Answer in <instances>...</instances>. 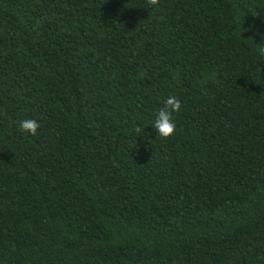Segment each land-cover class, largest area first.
<instances>
[{
	"label": "trees",
	"instance_id": "16d2710c",
	"mask_svg": "<svg viewBox=\"0 0 264 264\" xmlns=\"http://www.w3.org/2000/svg\"><path fill=\"white\" fill-rule=\"evenodd\" d=\"M261 49L264 0H0V264H264Z\"/></svg>",
	"mask_w": 264,
	"mask_h": 264
},
{
	"label": "clouds",
	"instance_id": "9594fccd",
	"mask_svg": "<svg viewBox=\"0 0 264 264\" xmlns=\"http://www.w3.org/2000/svg\"><path fill=\"white\" fill-rule=\"evenodd\" d=\"M157 2L158 0H149V6H155ZM261 51H264V49H261ZM180 108L181 102L176 97H169L165 101L164 106L158 110L154 122L151 124L156 136L167 138L174 134L176 123L173 118V113L178 112ZM19 127L24 132L34 136L37 134L40 123L36 119L29 118L20 121Z\"/></svg>",
	"mask_w": 264,
	"mask_h": 264
}]
</instances>
